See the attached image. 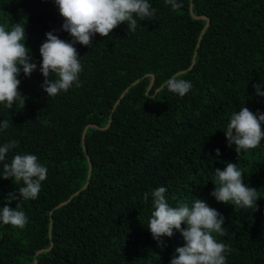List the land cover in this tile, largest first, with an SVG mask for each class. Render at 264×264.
Returning a JSON list of instances; mask_svg holds the SVG:
<instances>
[{"label":"trees","instance_id":"trees-1","mask_svg":"<svg viewBox=\"0 0 264 264\" xmlns=\"http://www.w3.org/2000/svg\"><path fill=\"white\" fill-rule=\"evenodd\" d=\"M177 2L173 9L166 0H149L155 15L134 17V32L121 23L108 37L94 35L88 47L75 44L82 86L49 97L39 49L48 32L73 39L55 0H0V25H25L29 62L37 65L30 76L22 68L18 76L24 107L0 104V123H9L0 146L19 142L5 162L30 153L47 168L38 198L11 204L25 212V227L0 221V264H170L183 237L174 230L158 242L146 227L151 193L161 186L170 206L197 197L223 215L225 235L217 239L231 248L226 264H264V140L238 154L224 133L242 106L264 114V96L253 87L261 84L264 93V0ZM191 4L204 18H193ZM180 72L192 84L183 97L164 87ZM91 125L98 128L84 135ZM227 162L237 163L243 183L257 189L256 211L211 195L214 172ZM18 188L0 177V207L10 192L19 199Z\"/></svg>","mask_w":264,"mask_h":264},{"label":"clouds","instance_id":"clouds-1","mask_svg":"<svg viewBox=\"0 0 264 264\" xmlns=\"http://www.w3.org/2000/svg\"><path fill=\"white\" fill-rule=\"evenodd\" d=\"M166 3L173 9L180 6L177 0H166ZM55 4L64 18L63 30L73 39L67 42L53 32H48L46 41L39 49L42 57L40 71L45 78L42 88L49 97L67 92L73 85L82 86L80 74L83 69L75 44L88 47L92 45L94 35L108 37L121 23H126L127 30L134 32L137 28V19L134 17L140 21L148 20L156 12L149 0H55ZM25 40V25L16 23L10 30L0 25V104L9 109L17 102L23 107L25 105L26 96L19 91L21 68L25 76H30L37 67L36 63L29 62L32 57ZM261 86L253 85L258 96H264L259 90ZM164 87L183 97L191 90L192 84L173 75L164 83ZM262 124L264 114H254L247 107H240L238 112L230 115L224 131L228 145L234 144L238 154L257 148L264 140ZM8 127L7 120L0 123V130ZM18 143L13 140L0 146V162L3 166L0 177L12 179L19 186V199L16 193L10 192L4 206L0 207V221L22 229L28 217L19 203H16L15 208L11 204L14 201L37 199L42 182L47 178V168L38 161L36 155L30 153L15 154L10 162H5L8 152L16 148ZM216 154L220 155L219 149ZM243 179L244 173L237 163L227 162L223 170L216 169L214 172L215 189L211 195L218 202L244 209L254 208L256 211V201L261 197L257 189L246 186ZM166 191L161 186L151 193L154 210L150 213L146 227L158 242L164 236L172 237L174 230L183 237L184 245L175 249L170 264H226L225 253H230L231 248L217 239V235H225L223 215L197 197L191 204L181 200L177 206H170ZM148 195L144 194L145 200Z\"/></svg>","mask_w":264,"mask_h":264},{"label":"water","instance_id":"water-1","mask_svg":"<svg viewBox=\"0 0 264 264\" xmlns=\"http://www.w3.org/2000/svg\"><path fill=\"white\" fill-rule=\"evenodd\" d=\"M190 10H191V14H192L193 18H195V19H201V18H204V17H197V16L194 15V12H193V5H192V4H191V8H190ZM208 25H209V19H207V24H206V26H205V28H204L202 34H204V32L206 31ZM200 39H201V38H200ZM196 54H197V52L195 53V57H194V60H193V63H192L191 68H192V67L194 66V64H195ZM191 68H190V69H191ZM182 73H185V72H180V73L176 74V76H178V75H180V74H182ZM151 77H152V81H151V84H150V86H149V88H148V90H147V93L150 92V90H151V88H152V86H153V84H154V80H155V78H154L153 75H151ZM135 84H136V83H135ZM128 90H129V89H127L126 92H127ZM158 91H159V90H158ZM126 92L123 93V95L121 96V98H123V97L125 96ZM120 101H121V99L118 100V102L115 104V107H117V105L119 104ZM111 123H112V119L110 118L108 125H107L105 128H103V130L108 129V128L111 126ZM89 127L98 128L97 126H93V125L88 126V127L86 128L85 132H84V135H85V133H86V131H87V129H88ZM84 135H83V139H84ZM83 142H84V141H83ZM84 148H85V147H84ZM88 159H89V158H88ZM91 173H92V164L90 163V169H89V175H88V182H87L86 185L83 187V189H85V188L88 186V184H89V179H90V176H91ZM77 194H78V193H77ZM73 197H74V196H73ZM73 197H72V198H73ZM72 198H71V199H72ZM71 199H70V200H71ZM70 200H69V201H70ZM69 201H68V202H69ZM68 202H65V203L60 204V205L58 206V208H59V207H62V206L65 205V204H67ZM51 229H52V221H51V224H50V230H51ZM52 247H53V243L51 244V248H52ZM46 251H47V250H46Z\"/></svg>","mask_w":264,"mask_h":264}]
</instances>
